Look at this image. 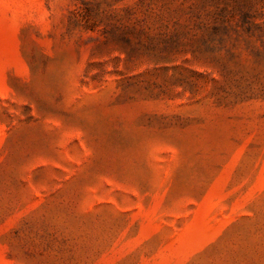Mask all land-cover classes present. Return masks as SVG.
Segmentation results:
<instances>
[{"label":"rangeland","instance_id":"374dc122","mask_svg":"<svg viewBox=\"0 0 264 264\" xmlns=\"http://www.w3.org/2000/svg\"><path fill=\"white\" fill-rule=\"evenodd\" d=\"M0 264H264V0H0Z\"/></svg>","mask_w":264,"mask_h":264}]
</instances>
